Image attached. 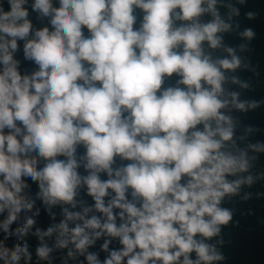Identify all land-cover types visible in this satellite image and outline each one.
I'll list each match as a JSON object with an SVG mask.
<instances>
[{
  "label": "clouds",
  "instance_id": "obj_1",
  "mask_svg": "<svg viewBox=\"0 0 264 264\" xmlns=\"http://www.w3.org/2000/svg\"><path fill=\"white\" fill-rule=\"evenodd\" d=\"M216 3L0 0V264L226 259L211 241L253 178L223 110L257 105L225 90L234 49L208 51L231 27Z\"/></svg>",
  "mask_w": 264,
  "mask_h": 264
},
{
  "label": "water",
  "instance_id": "obj_2",
  "mask_svg": "<svg viewBox=\"0 0 264 264\" xmlns=\"http://www.w3.org/2000/svg\"><path fill=\"white\" fill-rule=\"evenodd\" d=\"M215 7L224 22L231 27L227 32L218 33L222 36V47L208 51L214 57L230 58L225 49H234L241 63L234 71L225 70L229 75L225 90L238 93V102L247 101L249 105L255 102L257 106H248L241 111L230 103L229 108L223 110L233 118L237 146L248 153L249 170L239 175L251 176L253 182L250 185L243 184L238 195L225 201L223 206L234 211L233 221L211 242L226 257L220 264H264V151L259 150V146L264 145V0H217ZM211 19L210 13L201 17L202 22ZM246 29L253 31L252 38L243 35ZM233 78L236 82H233ZM228 99L231 101L232 97L228 96ZM53 211L57 213L58 221L59 209ZM2 219L4 216H0ZM36 220L33 232L36 227L46 229L52 223L43 210ZM22 223L23 217L20 224L12 226V230L21 227ZM3 235L0 231V239ZM24 239L33 250L39 243L38 238L31 234ZM45 240L49 241V238ZM8 243L16 241L9 239ZM55 255L53 264H61L60 253ZM33 264H36L35 256Z\"/></svg>",
  "mask_w": 264,
  "mask_h": 264
}]
</instances>
